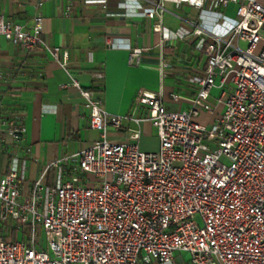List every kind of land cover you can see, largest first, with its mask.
<instances>
[{
  "label": "built area",
  "instance_id": "2783aa9c",
  "mask_svg": "<svg viewBox=\"0 0 264 264\" xmlns=\"http://www.w3.org/2000/svg\"><path fill=\"white\" fill-rule=\"evenodd\" d=\"M164 1L153 2L147 14L160 19ZM170 1L197 9L235 5L224 35L199 39L206 62L188 78L194 87L188 107L167 109L166 95L175 102L182 96L159 88L137 91V114H110L62 62L98 138L42 166L25 193L26 160L11 158L0 175V264H175L177 251L188 253L190 264H264V2ZM154 29L161 47L171 32ZM41 30V14L25 28L0 10V36L25 51L42 48L57 61L59 48L47 46ZM206 33L194 24L183 34ZM141 51L133 48L128 60ZM167 67L160 52L161 79ZM211 96L222 111L203 124L199 116L215 108ZM123 121L153 123L157 149H140L138 128L125 141H110L108 126L118 129ZM24 133L19 120L1 121L0 152L6 136L17 143ZM22 149L28 157L30 146Z\"/></svg>",
  "mask_w": 264,
  "mask_h": 264
},
{
  "label": "crops",
  "instance_id": "0c3cea01",
  "mask_svg": "<svg viewBox=\"0 0 264 264\" xmlns=\"http://www.w3.org/2000/svg\"><path fill=\"white\" fill-rule=\"evenodd\" d=\"M156 1L105 0L103 6L101 0H0L3 16L25 28H30L34 17L41 14V39L47 46L59 48L56 61L42 48L25 51L0 36V122L15 119L25 127L24 136L17 143L6 136L7 144L0 152V175L6 172L12 157L25 159V193L42 166L86 148L98 138V132L88 127L84 99L79 88L70 84L62 62L79 86L91 90L110 114L134 111L138 90L155 92L159 88L166 94L175 91L182 96L175 102L166 95L167 109L188 107L194 92L188 78L201 74L206 62L199 39L208 34L224 35L236 18L235 5L225 2L215 8L206 5L197 9L165 0V11L158 19L147 14ZM194 24L207 33L183 34L191 33ZM156 25L171 32L161 47ZM133 48L142 51L138 59L130 62L128 55ZM160 52L168 63L162 79ZM210 102L215 108L212 113L200 115L203 124H211L222 111V104H216L213 96ZM150 123L123 121L118 129L108 126L107 138L125 141L130 129L138 128L140 142ZM24 145L31 148L26 158ZM156 149L157 143L153 150ZM53 173L50 168L48 182ZM185 254L175 252V264H190Z\"/></svg>",
  "mask_w": 264,
  "mask_h": 264
},
{
  "label": "rangeland",
  "instance_id": "374dc122",
  "mask_svg": "<svg viewBox=\"0 0 264 264\" xmlns=\"http://www.w3.org/2000/svg\"><path fill=\"white\" fill-rule=\"evenodd\" d=\"M257 52V51H255ZM202 116V114H201ZM201 116H199V119H201ZM150 129H148L145 134L143 135V137L141 138V141L139 142V146L145 148V149H149L148 151H151L154 149L156 143L158 146V136H157V128L153 123H150ZM141 147V148H142ZM44 234L38 229L37 230V241L40 243L43 241V245H45L44 243ZM185 257L187 259H189V254L186 253Z\"/></svg>",
  "mask_w": 264,
  "mask_h": 264
}]
</instances>
